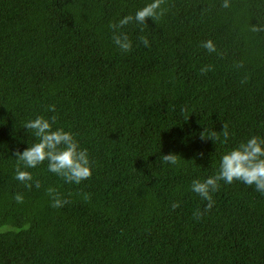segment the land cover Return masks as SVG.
<instances>
[{"label":"trees","instance_id":"1","mask_svg":"<svg viewBox=\"0 0 264 264\" xmlns=\"http://www.w3.org/2000/svg\"><path fill=\"white\" fill-rule=\"evenodd\" d=\"M150 2L0 0V264H264V193L220 181L205 211L191 191L264 136V0H164L161 19L117 30L133 43L121 51L110 24ZM37 116L88 149L90 178L66 183L45 161L31 188L15 179Z\"/></svg>","mask_w":264,"mask_h":264},{"label":"clouds","instance_id":"2","mask_svg":"<svg viewBox=\"0 0 264 264\" xmlns=\"http://www.w3.org/2000/svg\"><path fill=\"white\" fill-rule=\"evenodd\" d=\"M164 0H151L142 8L136 10L134 15H127L119 19L116 23L110 24L113 31V42L123 52H130L133 43L128 35L124 32L117 31L131 22L145 24L150 18L153 22L161 19L166 9L161 7ZM224 7L229 6V0H224ZM253 31H264L262 27H254ZM145 47L149 46L147 37H141ZM208 52H215L216 45L212 40H206L201 45ZM210 70V66L201 69L202 72ZM48 111L55 112V105H49ZM56 125V117L45 118L37 116L35 119L28 120L24 127L32 130V134L36 137V141L28 145L22 152H17L19 163L15 170V179L21 181L26 187L33 186V176L28 169L36 168L38 165L47 161V170L64 179L66 183L80 184L92 176L93 163L89 157L88 149L82 148L75 134L63 127H54ZM224 143H227L229 132L225 126L223 129ZM212 139H218L213 134ZM203 157V153H197ZM163 161L169 165L178 164V154L169 152L162 155ZM220 181L225 184H231L234 181H240L249 186H255L258 192L264 193V136L253 135L247 140L240 142L235 147L227 150L220 157L219 171L214 176H210L204 180H193L191 183V191L199 195L203 200L207 201L205 211L210 210L215 201L212 193L220 188ZM35 187L41 186L40 181L36 180ZM48 192L53 197L52 206L62 207L66 200H62L55 195V189L49 188ZM23 195L16 194L17 203L23 202ZM85 199H88L85 195ZM179 207V202H174L172 208ZM202 215L199 211L196 213L197 218ZM102 230L109 235L113 231L111 223L103 224Z\"/></svg>","mask_w":264,"mask_h":264}]
</instances>
